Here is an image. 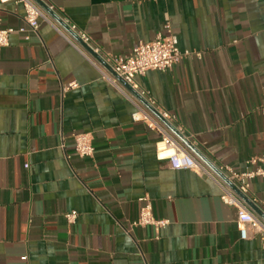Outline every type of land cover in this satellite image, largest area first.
<instances>
[{
    "label": "crops",
    "instance_id": "0c3cea01",
    "mask_svg": "<svg viewBox=\"0 0 264 264\" xmlns=\"http://www.w3.org/2000/svg\"><path fill=\"white\" fill-rule=\"evenodd\" d=\"M35 1L53 22L41 17L36 31L22 4L0 0V28L14 29L0 47V264H264V241L241 238L219 183L159 159L161 132L133 114L149 112L215 172L135 89L87 58L61 20L84 30L101 58L129 55L169 22L193 55L136 82L213 166L243 170L264 154V0ZM78 132L92 134V157L75 152ZM144 196L166 225H133ZM245 196L264 223V180Z\"/></svg>",
    "mask_w": 264,
    "mask_h": 264
},
{
    "label": "built area",
    "instance_id": "2783aa9c",
    "mask_svg": "<svg viewBox=\"0 0 264 264\" xmlns=\"http://www.w3.org/2000/svg\"><path fill=\"white\" fill-rule=\"evenodd\" d=\"M20 3L24 8V20L26 25L37 30L40 26V18L48 19L42 9L37 5L35 0H13ZM52 9V7H50ZM61 20L65 22L69 29L78 39L73 44L87 57L91 54L87 48L93 53L100 54L101 49L92 41L90 36L75 24L71 23L66 17ZM24 29L21 28L20 31ZM14 32L12 27L0 28V47L9 44L10 34ZM73 38V41L74 39ZM87 47V48H86ZM190 51H183L178 45L176 35L172 33L169 22L165 23L163 29L159 31L156 37L150 41H139L129 55L107 54L103 56V60L111 67L112 71L118 75L123 81L129 84L137 93L144 98L166 121L173 122L175 116L168 111L159 107L152 98L149 91L141 88L136 82V76L144 75L151 70L167 72L182 59L192 56ZM200 56V54H198ZM108 77V75H106ZM109 79V78H108ZM111 83L116 85L115 81L110 79ZM76 83L72 82L66 85L67 88L75 87ZM264 110V106H263ZM134 121H145L151 127L161 132V138L156 143L157 157L159 159H168L171 167L176 170L192 169L199 172H205L214 179L222 188L221 200L230 206H234L238 211L237 224L240 230L241 238L247 239L250 235H260L264 241V223L244 204L243 200L234 192V190L216 173L208 171L202 163L195 158L178 139L166 133L160 128V124L146 110L139 108L133 114ZM178 130L182 132L181 127ZM75 152L80 157H92L94 154L93 136L89 132H78L74 134ZM28 167V164L26 165ZM218 170L244 195L250 190L251 181L255 178L264 180V154L255 155L246 161L243 170H235L230 166H218ZM144 202L139 217L133 222V225H152L156 229L166 225V220H159L154 216L152 203L149 197L140 198ZM255 201V200H254ZM77 212L71 211L66 214V218L70 223H74L77 218Z\"/></svg>",
    "mask_w": 264,
    "mask_h": 264
},
{
    "label": "water",
    "instance_id": "95a60500",
    "mask_svg": "<svg viewBox=\"0 0 264 264\" xmlns=\"http://www.w3.org/2000/svg\"><path fill=\"white\" fill-rule=\"evenodd\" d=\"M38 1V0H37ZM40 5H42V7H45L43 5V3H41L39 1ZM87 48V47H86ZM89 50L90 53H92V55L94 57H96L99 61H101V63L107 68L109 69L113 74H115L111 67L97 54L93 53L89 48H87ZM116 75V74H115ZM117 78L122 81V83L125 84V86L132 91V88L130 87V85H128L125 81H123V79H121L118 75H116ZM142 102L148 107V109H150L161 121H163L167 126H169L171 128V130L173 132H175L177 134V136L180 138V140L194 153L197 155V157L203 162L205 163L208 167H210V169H212L225 183H227L233 190L234 192L241 197L244 201H246V203L252 207V209L254 211H256L260 216L263 217V213L260 209H258V207H256L253 203H251V201L248 199V197H246L245 195H243L238 189L237 187L231 183L219 170L217 167L213 166L210 161L208 159H206L199 151L197 148H195L193 145L190 144L189 141H187L186 139L183 138L182 135H180L179 133H177V131L175 130V128L171 125L168 124V122L161 117V115L156 111V109H154L144 98L141 99Z\"/></svg>",
    "mask_w": 264,
    "mask_h": 264
}]
</instances>
